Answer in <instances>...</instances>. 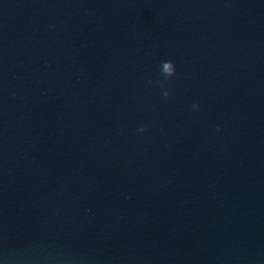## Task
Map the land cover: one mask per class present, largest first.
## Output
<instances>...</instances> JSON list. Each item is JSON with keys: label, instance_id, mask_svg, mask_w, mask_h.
I'll return each mask as SVG.
<instances>
[{"label": "water", "instance_id": "95a60500", "mask_svg": "<svg viewBox=\"0 0 264 264\" xmlns=\"http://www.w3.org/2000/svg\"><path fill=\"white\" fill-rule=\"evenodd\" d=\"M0 264H264V0H0Z\"/></svg>", "mask_w": 264, "mask_h": 264}, {"label": "clouds", "instance_id": "9594fccd", "mask_svg": "<svg viewBox=\"0 0 264 264\" xmlns=\"http://www.w3.org/2000/svg\"><path fill=\"white\" fill-rule=\"evenodd\" d=\"M165 62L171 63L173 65V73H172V75H174L175 74V71H176V66H175L174 61H172V60H166ZM193 107H198V105H194Z\"/></svg>", "mask_w": 264, "mask_h": 264}]
</instances>
